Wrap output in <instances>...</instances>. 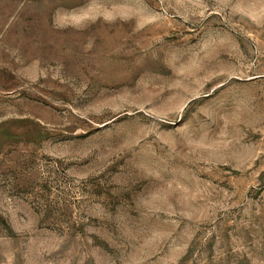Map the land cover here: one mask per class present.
Returning <instances> with one entry per match:
<instances>
[{"label": "rangeland", "instance_id": "obj_1", "mask_svg": "<svg viewBox=\"0 0 264 264\" xmlns=\"http://www.w3.org/2000/svg\"><path fill=\"white\" fill-rule=\"evenodd\" d=\"M0 264H264V0H0Z\"/></svg>", "mask_w": 264, "mask_h": 264}]
</instances>
